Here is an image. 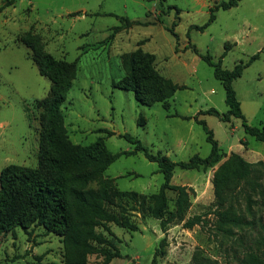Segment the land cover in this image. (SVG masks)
<instances>
[{
	"label": "rangeland",
	"instance_id": "1",
	"mask_svg": "<svg viewBox=\"0 0 264 264\" xmlns=\"http://www.w3.org/2000/svg\"><path fill=\"white\" fill-rule=\"evenodd\" d=\"M228 1L16 0L11 15L3 14L8 7L0 11V173L9 165L38 169L44 144V101L52 82L40 74L32 60L33 50L25 42L76 65L59 125L69 142L90 146L100 141L99 151L119 156L88 188L105 186L145 196L159 193L164 178L158 164L142 152L133 154L135 144L120 135L139 140L154 155L189 162L211 153L207 134L197 122L203 120L222 156L208 170L174 171L172 184L192 190L187 218L201 216L203 220L192 229L171 224L164 234L148 204L140 208L137 202L119 199L109 210L129 219L137 230L115 223L96 227V233L114 247L93 241L87 253H79L57 233L18 228L0 235V264H105L106 248L121 253L109 264H153L165 236L166 255L157 258L156 264H197V257L208 264H240L257 247L255 240L264 236V196L256 198L251 215L242 197L234 203L254 226L225 232L219 226L221 209L213 182L233 153L250 163L264 162V143L247 135L239 119L225 123L201 114L209 109L222 115L228 112L224 87L202 57L222 60L223 69L230 71L258 55L233 86L247 123L256 127L264 123V0H242L230 10L219 9L214 22L203 31L198 29L208 23L211 9ZM226 46L230 51L222 58ZM138 50L153 55L157 71L178 85L172 98L147 106L134 93L114 87L125 76L122 55ZM107 131L115 135L108 136ZM93 170L70 168L67 172L77 175ZM167 195L169 208L174 210L177 194L170 190ZM258 252L264 257V244Z\"/></svg>",
	"mask_w": 264,
	"mask_h": 264
},
{
	"label": "trees",
	"instance_id": "2",
	"mask_svg": "<svg viewBox=\"0 0 264 264\" xmlns=\"http://www.w3.org/2000/svg\"><path fill=\"white\" fill-rule=\"evenodd\" d=\"M241 1L229 0L220 3L210 10L208 23L198 29L203 31L214 22L215 12L219 9L230 10L237 7ZM15 2L16 0H4L1 9L10 7ZM25 43L27 48L33 50L32 60L40 74L47 77L52 86L49 96L44 101L46 105L43 121L44 144L40 152L39 168L9 165L0 173V235L18 228L25 232L30 228H43L48 234L57 233L62 236L66 245L79 253H87L92 248L93 241L114 247L112 242L96 233V227L115 223L121 228L137 230L129 219L119 218L109 210L119 199L137 202L140 208H145L148 204V210L160 221V228L164 234L171 224H182L185 229L200 225L203 221L201 216L187 218L191 207L192 190L186 186L173 185L172 179L177 168L192 170L202 167L208 170L220 163L222 156L218 142L206 123L197 119L207 134V141L212 147L211 153L206 158L195 156L189 162H173L164 155H154L139 140L127 134L120 135L135 144L133 154L142 152L148 161L158 164L164 178L159 193L145 196L136 192L108 189L105 186L97 189L88 188V184L99 174L104 173L119 156L106 150L99 151L100 141L90 146L73 145L69 142L59 125L64 119L63 105L76 78V65L57 60L51 54L41 52L32 44ZM194 51L198 53L195 47ZM229 51L230 46H226L222 58ZM202 58L213 68L215 78L224 87L228 112L222 115L216 109H209L201 114L214 115L225 123L239 119L247 135L264 143V123L259 127L247 123L233 86L234 81L242 76L244 70L258 59V55L251 57L245 64L236 65L230 71L223 69L222 60L214 62L209 55ZM121 60L125 76L115 83L114 87L134 93L139 103L150 106L165 102L177 92L178 85L157 71L153 55L138 50L123 54ZM105 133L108 136L115 135L110 131ZM87 167H94V170L77 175L67 172L70 168ZM213 183L216 204L221 209L217 213L220 228L230 232L233 228L243 230L244 227L254 226V222L246 220L242 208L235 207L234 203L238 204L242 197L246 213L249 215L253 213L256 198L264 196V162L250 163L241 155L233 153L229 161L216 172ZM170 190L177 194L174 210L169 208L167 191ZM255 241L257 247L247 252L240 260V264H264V257L258 252L260 246L264 244V236L260 234ZM168 245L165 236L155 252L153 264H156L157 258L166 255ZM104 251L105 264L121 257L118 249L106 248ZM196 260L197 264H208L202 257H197ZM78 263L81 264V261Z\"/></svg>",
	"mask_w": 264,
	"mask_h": 264
},
{
	"label": "crops",
	"instance_id": "3",
	"mask_svg": "<svg viewBox=\"0 0 264 264\" xmlns=\"http://www.w3.org/2000/svg\"><path fill=\"white\" fill-rule=\"evenodd\" d=\"M2 6H3V0H1V2H0V11L2 10V9H1ZM14 11H15V6H11V7H8L7 9L3 10V14H5V16H9V15H11ZM122 19H123V18H122ZM5 23H7V22H5ZM11 29H14V28H13V25L10 27V30H11ZM13 38H14V34L11 33V39H13Z\"/></svg>",
	"mask_w": 264,
	"mask_h": 264
}]
</instances>
